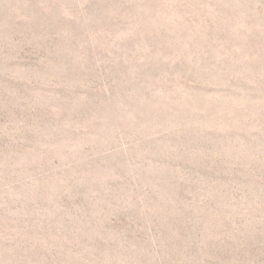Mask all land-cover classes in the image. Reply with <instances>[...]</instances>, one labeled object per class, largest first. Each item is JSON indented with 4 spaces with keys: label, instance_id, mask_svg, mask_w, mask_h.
Masks as SVG:
<instances>
[{
    "label": "rangeland",
    "instance_id": "obj_1",
    "mask_svg": "<svg viewBox=\"0 0 264 264\" xmlns=\"http://www.w3.org/2000/svg\"><path fill=\"white\" fill-rule=\"evenodd\" d=\"M0 264H264V0H0Z\"/></svg>",
    "mask_w": 264,
    "mask_h": 264
}]
</instances>
